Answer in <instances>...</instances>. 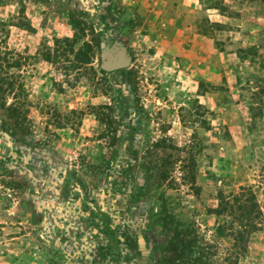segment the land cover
I'll return each mask as SVG.
<instances>
[{
    "label": "rangeland",
    "instance_id": "1",
    "mask_svg": "<svg viewBox=\"0 0 264 264\" xmlns=\"http://www.w3.org/2000/svg\"><path fill=\"white\" fill-rule=\"evenodd\" d=\"M0 19L30 56L10 69L25 122L0 108V264H264V229L236 247L207 214L240 185L264 213V0H0ZM190 223L195 252L174 250Z\"/></svg>",
    "mask_w": 264,
    "mask_h": 264
},
{
    "label": "trees",
    "instance_id": "2",
    "mask_svg": "<svg viewBox=\"0 0 264 264\" xmlns=\"http://www.w3.org/2000/svg\"><path fill=\"white\" fill-rule=\"evenodd\" d=\"M19 16L17 15V18ZM9 19H0V32L4 30V26L8 24ZM21 26H26L25 23H19ZM24 24V25H23ZM77 35L73 37H66L63 39H56L55 42H65L70 51H73V45L77 42ZM55 52L53 55L48 52L44 56L46 60L53 61L59 56H63L67 49L61 48L59 52V44L56 45ZM86 47L88 51H91V46L88 43H84L81 48ZM29 55H22L14 52L9 48L4 39L0 37V108L6 111V118L11 120L14 124L20 125L26 120V89L21 80H17L14 74L10 71L11 68L22 67ZM77 62L79 60H76ZM73 66H76L75 64ZM8 97L12 98V101L8 102ZM4 126L6 125L5 120L3 121ZM115 141V138L112 141ZM113 143V142H112ZM157 147L171 148V157L173 160L171 164L176 163V159L180 156L181 147L176 145L165 144V139L157 141L155 143ZM175 156H177L175 158ZM184 162L181 166L182 180L191 186L195 193L198 194L199 187L196 185V172L197 164L195 156L192 150H187L184 153ZM153 164V165H152ZM165 159L161 158L157 164L149 161L145 168L148 170H157L158 178L164 179L167 177L168 170L163 167ZM217 205L207 209V214L215 215L216 217H223L228 221V230L233 238V243L236 247L241 246L247 237L253 232L264 229V213L260 202L257 199L256 193L251 186L240 185L236 190L225 193L220 190L217 193ZM224 220V221H225ZM184 233L187 235V239H183L182 231L177 230L175 235L170 239L171 243H176L173 248L174 250H180V252H195V243L198 241V234L193 229V224L190 223L185 229ZM169 242V241H168ZM198 246V245H196ZM198 255H201L198 253ZM197 257V256H196ZM198 262L200 259H196Z\"/></svg>",
    "mask_w": 264,
    "mask_h": 264
},
{
    "label": "water",
    "instance_id": "3",
    "mask_svg": "<svg viewBox=\"0 0 264 264\" xmlns=\"http://www.w3.org/2000/svg\"><path fill=\"white\" fill-rule=\"evenodd\" d=\"M124 64L123 63H116L115 65H109L107 66V69H112V68H115V67H122Z\"/></svg>",
    "mask_w": 264,
    "mask_h": 264
}]
</instances>
